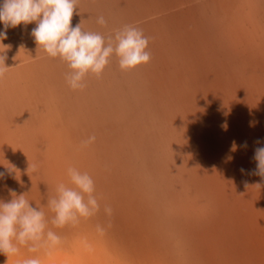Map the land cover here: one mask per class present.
Listing matches in <instances>:
<instances>
[{"label": "rangeland", "instance_id": "rangeland-1", "mask_svg": "<svg viewBox=\"0 0 264 264\" xmlns=\"http://www.w3.org/2000/svg\"><path fill=\"white\" fill-rule=\"evenodd\" d=\"M77 23L105 37L139 27L151 60L121 71L113 56L72 90L66 63L31 36L35 22L7 29L0 171H14L0 199L25 193L50 218L47 197L71 166L92 176L101 203L78 227L54 229L67 242L42 264H264V179L251 174L264 146V0H79ZM35 255L21 247L0 264Z\"/></svg>", "mask_w": 264, "mask_h": 264}, {"label": "clouds", "instance_id": "clouds-1", "mask_svg": "<svg viewBox=\"0 0 264 264\" xmlns=\"http://www.w3.org/2000/svg\"><path fill=\"white\" fill-rule=\"evenodd\" d=\"M78 5L79 0H0V22L4 25V30L0 31V79L9 68L5 61L6 50L10 46L2 43L7 38V29L33 22L36 26L31 30V36L38 48L51 58H59L70 69L65 80L72 90H83L89 74L100 78L113 56L118 58L121 71L150 62V38L141 28L126 24L105 37L99 32L86 31L81 23L73 27L72 18ZM96 23L107 26L103 15L97 17ZM95 140V135L89 136L81 142V148L88 147ZM243 146L247 147V143ZM253 159L257 167L251 174L264 179V146L255 148ZM31 168L33 172L37 171L36 165H31ZM13 171V166H7L8 174ZM6 172L0 171V179ZM67 174L69 183H58L55 194L47 197L46 207L52 213L50 218L44 207L37 204L34 207L25 193L17 195L10 190V200L0 199V254L8 259L25 247L28 252L38 255L24 259L22 264H42L39 254L51 256L67 242L66 237L54 229L76 228L82 220L100 213L101 203L92 176L71 166ZM103 212L109 218L113 215L108 204L103 205ZM110 227V221L106 225L97 223L95 232L97 236L104 237ZM82 244L87 251L93 250L87 238L82 240Z\"/></svg>", "mask_w": 264, "mask_h": 264}, {"label": "bare ground", "instance_id": "bare-ground-1", "mask_svg": "<svg viewBox=\"0 0 264 264\" xmlns=\"http://www.w3.org/2000/svg\"><path fill=\"white\" fill-rule=\"evenodd\" d=\"M16 157V156H15Z\"/></svg>", "mask_w": 264, "mask_h": 264}]
</instances>
